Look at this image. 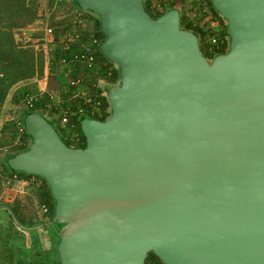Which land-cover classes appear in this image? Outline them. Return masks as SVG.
<instances>
[{"label": "water", "instance_id": "obj_1", "mask_svg": "<svg viewBox=\"0 0 264 264\" xmlns=\"http://www.w3.org/2000/svg\"><path fill=\"white\" fill-rule=\"evenodd\" d=\"M76 1L118 69L109 113L75 147L29 111L7 159L46 180L60 264H264V0H211L230 39L210 60L176 7Z\"/></svg>", "mask_w": 264, "mask_h": 264}, {"label": "trees", "instance_id": "obj_2", "mask_svg": "<svg viewBox=\"0 0 264 264\" xmlns=\"http://www.w3.org/2000/svg\"><path fill=\"white\" fill-rule=\"evenodd\" d=\"M50 1L51 4L54 3V5H52L53 16H55L54 12H57L59 8H63L62 10L65 12L66 16V12L72 7L75 8L76 11L85 12L82 16H86L87 19H90L89 14L93 13L91 10L80 8L76 0H56V2L55 0ZM177 1L180 3L179 10L181 27L191 29L196 33L200 48L204 51V54L207 57H212L217 53L224 52L228 41L220 43V45H218V47H214L212 51H210L208 47L206 48L204 46V42H206L205 40L207 39L209 43V37L213 33V27L210 24V20H216L218 24L223 25V30L221 31L222 36L225 30L227 31L225 18L222 17L214 8L211 0H160L162 9L157 8L153 0H143V4L146 10L153 17H156L165 9L169 7H176L178 5ZM192 12H194V16H196L195 22L192 17H189ZM198 12L200 13L196 14ZM209 12L212 13L210 15V20L206 19ZM93 15L95 16L93 20L94 23L91 25L93 34L97 36L96 40H98L99 37L102 41L104 33L100 29L99 17L95 13H93ZM42 19L43 18L37 14L36 0H0V111H2L1 108L10 89L15 84L23 80L32 81L31 84L18 88L17 92L14 93V95L18 94L21 96L23 102L28 106L20 110L18 114L19 119H17L18 121L21 120L22 122L24 115L29 111H40L39 108L43 109V102L49 104L52 101L49 93L46 91L48 89H45L44 94L39 93V88L37 89V85L34 80V78L41 76L43 73L42 57L34 53L28 42L24 43L19 40L20 38L18 39L15 36L17 31H21V28L27 26L30 21H33L35 27L33 32L29 31L28 39L31 37L30 35L32 33L36 32L38 35L37 38L42 40L44 25L50 26L52 27L53 32L52 35H49L48 37L49 45L51 46V50H49V68L53 70V67L64 55H68L69 57L66 66L67 68H70V70L67 69L65 74V81L60 72L55 71L54 76V80L57 78L58 82L60 81V84L58 83L59 86L63 85V88L66 89L65 96H69V99L67 97L66 102L64 101L63 108L58 107V109H55L56 107L54 108L52 103L50 109L52 111H60L65 108L67 111V120L65 121L67 125L66 128L64 127V130H58V133L68 146L83 147L85 145V136L80 126V119L83 116H88L104 120L109 113V103L106 96L107 90L105 93H102L100 90L101 88L98 89L94 85V80L96 76H98L108 83L105 88L109 89L118 80V69L98 47L94 52L95 61L93 64L87 65L84 63L85 66H82L79 64L82 61L73 59V52H79L81 51V48H76L75 51H72L73 48H70L71 45L63 48L64 40L60 33L72 31L74 29L71 27L72 21L64 20V22H62L63 19H67L64 16L61 17V19L54 21H51L48 17H46L45 19L49 20V22L47 21L48 24L43 23V26L39 27V23L44 20ZM202 20L205 21L200 23ZM102 59L106 60L108 64H103L99 67V69H97L96 66L97 64H101L100 60ZM62 81L64 82L62 83ZM53 84L54 82L52 85ZM87 92H90L89 95H87L88 99H86ZM36 93L38 94L36 95ZM28 95L34 97L31 104L26 102V97ZM22 125L20 126L16 119L8 118L3 122L0 131V147L6 146L9 149L3 160L4 167L7 168V174L14 175L17 178L24 177L25 175H31V173H26L22 170L12 169L7 163V159L10 156L26 149L31 141L29 133L26 131L24 125ZM70 126H74L73 134L75 133L77 135V137H74V140L66 138L63 133L64 131L66 133L68 132L67 134H70L72 132ZM16 133H19L17 141L13 138ZM42 179L47 184L44 177H42ZM40 202L50 204V216L52 217L54 212V198L51 194L50 188L49 193L46 196L41 197ZM57 261H59V258ZM144 264L164 263L153 251H149L145 257Z\"/></svg>", "mask_w": 264, "mask_h": 264}, {"label": "crops", "instance_id": "obj_3", "mask_svg": "<svg viewBox=\"0 0 264 264\" xmlns=\"http://www.w3.org/2000/svg\"><path fill=\"white\" fill-rule=\"evenodd\" d=\"M41 2H44V0H41ZM48 3H50V0H48ZM85 12L80 11V14H84ZM65 15V14H63ZM90 19H87L86 16L78 17V19H84L82 21V26L78 27V33L79 36L76 39H69L67 38L68 32H62L61 36L64 40V46L68 47L71 45L70 48H73L72 51H75V49H82L83 45L90 44L93 50V53L96 51L97 47L99 48V44L101 42L100 38L98 37V40H96V35L93 34L91 25L94 23L93 20L95 16L93 13L89 14ZM30 28L28 26H25L22 29ZM28 30V29H27ZM20 31V32H21ZM24 31V32H25ZM101 64H97L96 68L99 69L101 65L108 64V62L104 59L100 60ZM67 62H62L61 60L57 63V65L61 68L60 73L64 78V81L66 79V72L67 69L70 70V68H67L66 64ZM85 62H80L82 66ZM35 83L37 85V89L39 88V93H43L45 89L49 95L50 99L52 100L50 104L53 105L55 109H58V107L64 106V101L66 102V99L69 96H65L66 89L63 88V85H60V81L58 82V79L55 78L53 81L54 84L52 85V81L49 80V84H47V80L45 79L40 80L38 77L34 78ZM32 80H23L15 84L10 91L8 92L7 99L4 101V106L2 107V115L6 111L7 106L9 105V102L15 92H17L18 88L25 87L29 84H31ZM62 81V83L64 82ZM51 82V84H50ZM59 83V84H58ZM61 83V84H62ZM94 85L96 88L100 89L102 93H105L107 90L105 87L108 85L106 81L96 76L94 80ZM90 92H87L86 96L89 95ZM38 93H36L37 95ZM88 99V96L87 98ZM23 106L22 108H24ZM43 109L46 111H36L40 112L45 115L48 119L51 120V122L56 125L59 130H64L66 128V122L61 121L62 116H67V111L64 109H61L60 111H52L50 108H48V103L43 102ZM41 108H39L40 110ZM54 112V113H53ZM5 116V115H4ZM6 119L3 118V120L0 122V131L3 125V122ZM65 127V128H64ZM73 127L70 126V129H72V132L70 134H67L63 131L64 136L70 140H74V137H77V135L73 134ZM19 137V135H18ZM8 149V147H0V149ZM9 151V150H8ZM7 151V152H8ZM7 172V171H6ZM3 169L0 171V175H5V178H7V182L9 185H11L10 190L14 192V194L11 195V197L8 199L10 200V203H4L0 201V211H7V213L10 214V223L5 225L4 227H10L11 234H17V240L15 241L16 244L13 246L11 245L12 253L5 255L3 257L4 251L3 247L5 246V243L1 241L2 238H0V264H45L44 263V257L42 255V251L45 252L46 250H51L53 247L56 249V243L55 238L53 237V226L50 224V204L49 203H43L40 202L41 197L46 196L49 193V186L45 183V181L42 179L40 175L33 174L31 175H25L24 177L17 178L14 175L4 174ZM9 179V180H8ZM0 196H4V194H1ZM1 199V197H0ZM46 205V210L43 209L42 205ZM1 213V212H0ZM14 217H12L13 215ZM3 227V223L0 221V228ZM31 231H34V233H31ZM47 232V234L45 233ZM24 238H28V241L24 240ZM9 238L7 239V246L9 245ZM50 241V243L48 242ZM26 243H28L30 246L34 247L32 248V256L29 259L27 257L28 254H25V258H21L19 255V252H21L23 246H26ZM57 251V250H56ZM24 252V250H23ZM22 252V253H23ZM27 252V249H26ZM7 253V252H6Z\"/></svg>", "mask_w": 264, "mask_h": 264}, {"label": "rangeland", "instance_id": "obj_4", "mask_svg": "<svg viewBox=\"0 0 264 264\" xmlns=\"http://www.w3.org/2000/svg\"><path fill=\"white\" fill-rule=\"evenodd\" d=\"M204 1H206V0H204ZM36 3H37V14L41 18L44 19V20L42 19L43 21H41L39 23V25H40L39 27H42L43 26V23L44 24H46V23L48 24L49 20L48 19H45L46 17H48L51 21L52 20L54 21V20H57V19H61V17H63V16L66 17L67 19H63L62 22H64V20L65 21H67V20L72 21V26L71 27L74 28L76 31H78V27H81L82 26V21L84 19H78V17H82V14H80V11H76L75 8L72 7L70 10H68L66 12L67 13L66 16L63 15V14H65V12H63V10H62L63 8H59L57 10V12H54L55 16H53L52 15V13H53L52 12V9H53V6L52 5H54V3L51 4V1H50V3H48V0H44V2H41V0H36ZM177 4L178 5L176 6V8L179 7L178 8V10H179L180 9V3H179V1H177ZM179 12H180V10H179ZM199 13L200 12H198L196 14H199ZM211 14L212 13L209 12L208 15H207V17H206V19H210V15ZM194 15H195V13L192 12V13H190V16L189 17H192L194 19L193 21L195 22V17L196 16H194ZM204 21L205 20H202L200 23H203ZM214 25H216V24H214ZM27 26L30 27V28H26V31H25V28L22 29L21 32L20 31H17V33L15 34V36L18 39L20 38L19 40L20 41H23L24 43L25 42H28L29 43V46L33 49L34 53L36 55H39V56L42 57V59H43V73H42L41 76H38V79L40 78V80H43V81L46 79L47 80V84H49V80H51L52 82L54 81L55 71L60 72V69L61 68L57 64L53 67V70H51L49 68V65H48L49 64V51H48V49H49L48 48L49 47L48 46L49 41L46 40V39H42L41 40L40 38H37L38 35L36 34V32L35 33H32L30 35L32 37V38L30 37L31 39L30 38L29 39L26 38V35H23L22 33L24 31H25L24 32L25 34L26 33H29V31H32L33 32V29L35 27L34 24H33V21H30L27 24ZM221 26H223V25H218L217 24L215 27L216 28H220ZM180 27H181V25H180ZM223 35L228 40V44L226 46V50L224 51V52H226L228 50L229 39H230L229 38L228 31L225 30V32H224ZM39 37H41V36H39ZM205 41L206 42H204L205 43L204 46L207 48L209 46V43H208V40L207 39ZM203 53H204V51H203ZM212 57H207V58L210 60ZM50 84H51V82H50ZM116 84H117V82L114 83L113 85H116ZM6 99H7V97H6ZM6 99H5V101H6ZM3 106H4V104H3ZM23 106L28 107L23 102V99H22L21 96H19L18 94L17 95H14L13 94V96H12L10 102H9V105L7 106V109L3 113V115H2V111H0V122L3 120V118H5V119H8V118L11 119V118H13V119H16V121L18 122V124L21 126L24 122L23 121L21 122V120L18 121L17 119H19L18 118V116H19L18 114H19V112H20V110L22 109ZM50 106H51V104L49 103L48 104V108H50ZM1 110H2V108H1ZM40 111H46V110L45 109H40ZM55 128L57 129V131L59 130V128H57L56 125H55ZM16 134L13 136V138H14L15 141H17L18 138H19L18 137V134L19 133H16ZM8 150L9 149H5V148L4 149H0V171H1V169H3L4 172L7 171V168L4 167L3 160H4V158H5ZM4 174H7V172L4 173ZM10 187H11V185H9V183L7 182V178H5V175H0V192H1V194H4V196H0L1 197L0 201L1 202L8 203V204L10 203V200L8 199V197L10 198L11 195L14 194V192H12V190H10ZM0 212H1L0 213V221L3 223V227L0 228V238H2L1 241L5 243V246L3 247V251H4L3 257H5V255H8V254H11L12 253L11 245L13 244V246H15V244H16L15 241L17 240V234H11V229H10L9 225H8V227H4L5 225H7L8 223L11 222L10 221V218H9L10 214L7 213V211H5V210L0 211ZM53 214H54V212H53ZM12 217H14V215ZM50 219H52L51 216H50ZM61 225H62L61 223H56L55 222L53 224V227L59 229V227ZM31 233H34V231H31ZM53 237L55 238V243H56L57 237L54 234H53ZM8 238H9L8 241L10 243L7 246V239ZM24 240L28 241V238H24ZM32 248H34V247H32L28 243H26V246L24 245L23 248H22V250H21V252H19V255L21 256L20 259L25 258V256H24L25 254H28L27 257L30 259L31 256H32ZM26 249H27V252H26ZM23 250H24V252H23ZM41 253H42L43 257H44V263L45 264H60L59 261H57V259H58V253H57L55 247H53L51 250H46L45 252L42 251ZM0 261H1V259H0Z\"/></svg>", "mask_w": 264, "mask_h": 264}, {"label": "built area", "instance_id": "obj_5", "mask_svg": "<svg viewBox=\"0 0 264 264\" xmlns=\"http://www.w3.org/2000/svg\"><path fill=\"white\" fill-rule=\"evenodd\" d=\"M155 3V6L159 9H162L161 7V2L160 0H153ZM56 2V0H55ZM211 19V18H210ZM209 19V20H210ZM216 22V23H215ZM34 24V23H33ZM210 24L213 27V33L210 35L209 37V50L212 51L214 49V47H218V45H220V43L224 42V41H228L227 38L223 35H221V31L223 30V26H221L220 28H216L215 26L218 24V22L215 20H210ZM216 24V25H214ZM214 25V26H213ZM220 25V24H218ZM53 29L50 26L44 25V34H43V39H46L49 41V35H52ZM23 35H26V38H28V33H22ZM79 36L78 31H76L75 29L72 31H68V35L67 38L69 39H76ZM48 51L51 50V46L48 43ZM81 51L79 52H73V59L76 60H80L82 62H85L87 65H91L93 64V62L95 61V55L93 53L92 47L90 44H85L83 45L82 49H80ZM69 59L68 55H64L60 60L62 62H67ZM26 102L28 104H31L33 101V96L28 95L26 97ZM67 120L66 116L62 117V122H65ZM20 129L22 130V128L20 127ZM43 209L46 210V205L43 204L42 205Z\"/></svg>", "mask_w": 264, "mask_h": 264}]
</instances>
